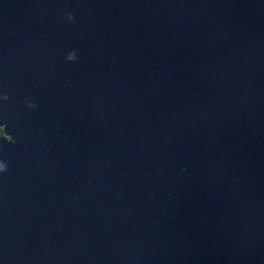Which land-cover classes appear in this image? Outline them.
Here are the masks:
<instances>
[{
    "label": "water",
    "instance_id": "95a60500",
    "mask_svg": "<svg viewBox=\"0 0 264 264\" xmlns=\"http://www.w3.org/2000/svg\"><path fill=\"white\" fill-rule=\"evenodd\" d=\"M0 127V264H264V0H0Z\"/></svg>",
    "mask_w": 264,
    "mask_h": 264
},
{
    "label": "clouds",
    "instance_id": "9594fccd",
    "mask_svg": "<svg viewBox=\"0 0 264 264\" xmlns=\"http://www.w3.org/2000/svg\"><path fill=\"white\" fill-rule=\"evenodd\" d=\"M72 17L69 16V19H71ZM68 60H72L74 59V54H69L68 57H67ZM0 171H4V168H0Z\"/></svg>",
    "mask_w": 264,
    "mask_h": 264
},
{
    "label": "trees",
    "instance_id": "16d2710c",
    "mask_svg": "<svg viewBox=\"0 0 264 264\" xmlns=\"http://www.w3.org/2000/svg\"><path fill=\"white\" fill-rule=\"evenodd\" d=\"M4 134V130L0 127V139L3 138Z\"/></svg>",
    "mask_w": 264,
    "mask_h": 264
}]
</instances>
